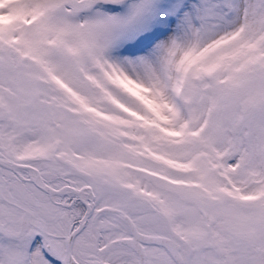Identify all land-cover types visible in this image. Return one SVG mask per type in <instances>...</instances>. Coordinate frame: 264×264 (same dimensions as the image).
<instances>
[{"label": "snow or ice", "instance_id": "snow-or-ice-1", "mask_svg": "<svg viewBox=\"0 0 264 264\" xmlns=\"http://www.w3.org/2000/svg\"><path fill=\"white\" fill-rule=\"evenodd\" d=\"M0 264H264V0H0Z\"/></svg>", "mask_w": 264, "mask_h": 264}]
</instances>
